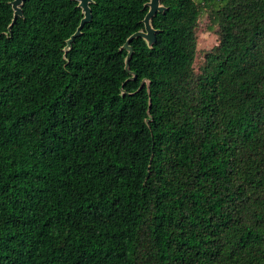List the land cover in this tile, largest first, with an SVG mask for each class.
Masks as SVG:
<instances>
[{
  "label": "trees",
  "instance_id": "1",
  "mask_svg": "<svg viewBox=\"0 0 264 264\" xmlns=\"http://www.w3.org/2000/svg\"><path fill=\"white\" fill-rule=\"evenodd\" d=\"M0 0V264H264V0ZM208 12L219 43L194 64Z\"/></svg>",
  "mask_w": 264,
  "mask_h": 264
},
{
  "label": "water",
  "instance_id": "2",
  "mask_svg": "<svg viewBox=\"0 0 264 264\" xmlns=\"http://www.w3.org/2000/svg\"><path fill=\"white\" fill-rule=\"evenodd\" d=\"M78 1H79V6L83 10L84 17H83L81 24L78 27L76 33L68 40V47L71 46V42L75 39V37H77L78 35H80L82 33V28H83L84 24L91 21L93 18L92 8L90 6V4L93 2V0H78ZM23 2H24V0H14L12 2L13 9H14L13 23L18 16L23 15V10L21 7ZM147 5L149 6V11H148V13L144 19L145 29L140 30V31L136 32L135 34H133L124 45V48H127L129 50V53H128V56L126 59L127 69L129 68V60H130V57L133 53V49L130 46V41L133 38L141 36L148 42V44L150 46L157 40V37H156L157 30L152 25V18L158 12L164 11L165 6L161 4V0H151Z\"/></svg>",
  "mask_w": 264,
  "mask_h": 264
},
{
  "label": "rangeland",
  "instance_id": "3",
  "mask_svg": "<svg viewBox=\"0 0 264 264\" xmlns=\"http://www.w3.org/2000/svg\"><path fill=\"white\" fill-rule=\"evenodd\" d=\"M198 51L194 67L197 72H200L201 67L205 62L207 52L219 43L218 26L211 25V18L208 12H205L200 19L197 28Z\"/></svg>",
  "mask_w": 264,
  "mask_h": 264
}]
</instances>
